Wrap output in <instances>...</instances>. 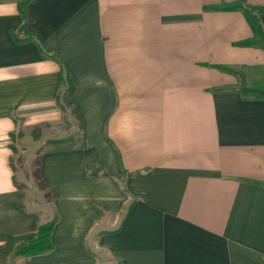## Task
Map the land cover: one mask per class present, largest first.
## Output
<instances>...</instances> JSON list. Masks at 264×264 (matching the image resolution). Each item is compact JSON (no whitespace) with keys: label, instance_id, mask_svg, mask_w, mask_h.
<instances>
[{"label":"crops","instance_id":"0c3cea01","mask_svg":"<svg viewBox=\"0 0 264 264\" xmlns=\"http://www.w3.org/2000/svg\"><path fill=\"white\" fill-rule=\"evenodd\" d=\"M24 1L0 0V248L57 221L0 264H264V97L238 86L264 50L208 8L236 0Z\"/></svg>","mask_w":264,"mask_h":264},{"label":"trees","instance_id":"16d2710c","mask_svg":"<svg viewBox=\"0 0 264 264\" xmlns=\"http://www.w3.org/2000/svg\"><path fill=\"white\" fill-rule=\"evenodd\" d=\"M27 0L19 4V9L24 16V5ZM208 8L214 10H229L238 9L241 10L247 19L251 29L252 36L248 39L238 42L242 46H253L259 47L264 50V30L262 28L259 12L262 10L261 7L248 5L246 0H236L233 3H221ZM221 69H227L225 66H218ZM241 92L246 95H252L255 97H264V87L262 85L246 86L242 85L240 88ZM63 140L56 139L50 140L52 144H59ZM57 221V215H54L52 219L44 222H35L34 229L32 232L20 236L7 235L3 246L0 248L1 252L8 254L14 252L16 255L23 257H31L33 255L42 254L50 251L53 248L51 242V233L53 227ZM25 264H32L27 261Z\"/></svg>","mask_w":264,"mask_h":264},{"label":"rangeland","instance_id":"374dc122","mask_svg":"<svg viewBox=\"0 0 264 264\" xmlns=\"http://www.w3.org/2000/svg\"><path fill=\"white\" fill-rule=\"evenodd\" d=\"M263 69V68H262ZM259 72H263V75H264V69H263V71H261V70H258ZM255 84H258V85H262V87H264V81L262 82V81H254V80H252V79H250L249 77L248 78H246V79H242V80H240L239 81V83H238V86H240L241 87V85H249V86H252V85H255ZM75 140H77V139H75ZM58 144H52V143H50L49 141H46L44 144H43V146H57ZM26 262H24V263H22V264H25Z\"/></svg>","mask_w":264,"mask_h":264}]
</instances>
